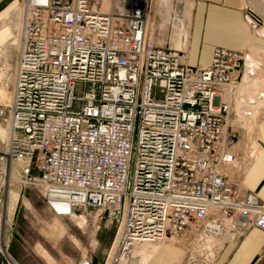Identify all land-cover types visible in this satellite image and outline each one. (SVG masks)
<instances>
[{"label": "built area", "instance_id": "2783aa9c", "mask_svg": "<svg viewBox=\"0 0 264 264\" xmlns=\"http://www.w3.org/2000/svg\"><path fill=\"white\" fill-rule=\"evenodd\" d=\"M106 2L24 0L13 88L0 101V195L19 165L56 215L96 212L115 225L111 264L167 240L210 262L215 239L264 231V198L241 188L264 65L216 48L209 65L191 66L185 50L152 40V0ZM243 9L264 38L262 16Z\"/></svg>", "mask_w": 264, "mask_h": 264}, {"label": "crops", "instance_id": "0c3cea01", "mask_svg": "<svg viewBox=\"0 0 264 264\" xmlns=\"http://www.w3.org/2000/svg\"><path fill=\"white\" fill-rule=\"evenodd\" d=\"M23 2L0 0V48L12 40L16 25L22 28ZM245 4H250L264 19L261 0H160L161 12L156 14L153 11L149 21L151 38L158 46L185 50L191 66L209 65L216 48L250 51L261 57L264 63V38L255 36L246 22ZM17 55L18 50L15 60ZM13 71L10 75L6 72L0 75V91L6 93L7 98L13 88ZM7 136V130L0 128V148ZM258 137L261 147L245 168L241 188L264 198V117L258 124ZM20 181L3 189L0 195L4 201L0 207V264H41L25 252L23 240H18L16 219L22 193ZM103 222L107 223L105 227H110V223ZM163 243L139 264H188L190 260V264H264V231L256 228L239 242L228 238L215 239L210 262L173 240ZM73 244L78 253L75 259H70L71 264H111L116 252L115 240H76ZM131 258L132 254L124 260L125 263Z\"/></svg>", "mask_w": 264, "mask_h": 264}, {"label": "rangeland", "instance_id": "374dc122", "mask_svg": "<svg viewBox=\"0 0 264 264\" xmlns=\"http://www.w3.org/2000/svg\"><path fill=\"white\" fill-rule=\"evenodd\" d=\"M152 2L153 11L156 14L160 13L162 10L160 0H152ZM109 4L110 2L107 0L104 8L106 11L108 10ZM21 7H23V3ZM21 32L22 28L16 25L12 40L0 48V75H4L5 72L10 75L13 71ZM5 95L6 93L0 91L1 102L7 100L8 96ZM257 124H259V122ZM257 124L255 123V127H251L244 135V142L246 145L248 141H250V144L251 142L254 144L251 145L252 147H249L250 145L247 147L248 151L250 150L252 158L259 152L261 147L259 139L257 141L259 144L254 142L258 137ZM13 169L15 173L13 180L18 182L21 180L19 168L15 165ZM16 182L15 184H17ZM15 184L13 183V185ZM21 187L22 193L19 202V213L16 219L18 240H23L25 252L31 258H37L41 264H71L70 259H75L78 253L74 245L75 243L73 244L76 240H115V225L112 226L108 222L110 227H105V224H107L103 222L105 220H102V223L98 221L96 223L94 219L96 212H93L90 216L84 217L80 216L82 213H78L76 216L77 218H74V216L72 218L68 216H58L46 203L38 189L32 186L25 187L22 184ZM17 197L18 196L15 195L16 199ZM161 245L162 243L143 246L141 244L131 252L132 258L129 262L127 261V263H125V261H123L122 264L143 263ZM192 253L200 255L197 250H192Z\"/></svg>", "mask_w": 264, "mask_h": 264}, {"label": "bare ground", "instance_id": "6f19581e", "mask_svg": "<svg viewBox=\"0 0 264 264\" xmlns=\"http://www.w3.org/2000/svg\"><path fill=\"white\" fill-rule=\"evenodd\" d=\"M259 32L261 33V35H264V28H261V29H259ZM252 54V53H251ZM252 56L253 57H251V62H250V64L252 63V62H256V63H258L259 62V64L261 65V66H263L264 65V63H263V61L261 60V57H256L255 56V54H252ZM246 82V81H245ZM244 88H246V85H245V87ZM251 92L252 93H255L256 92V90L252 87L251 88ZM258 139H259V137H257V139H256V141H254V142H257L258 141ZM259 141H260V139H259ZM261 142V141H260ZM258 143V142H257ZM253 144V143H252ZM259 144V143H258ZM254 145V144H253ZM252 147V146H251ZM258 147V146H257ZM255 151V150H254ZM11 179H12V183H14L15 181L13 180V177H11ZM60 210H64V209H67L64 205H61V206H59L58 207ZM74 216V218H77L76 216L77 215H71V216H68L69 218H72ZM84 217V216H83ZM142 244V246L143 245H151V243H148V242H140V243H136L135 245H134V247H133V249H132V251L136 248V247H138V246H140ZM158 244H161V243H158ZM154 245V244H153ZM157 245V244H156Z\"/></svg>", "mask_w": 264, "mask_h": 264}]
</instances>
